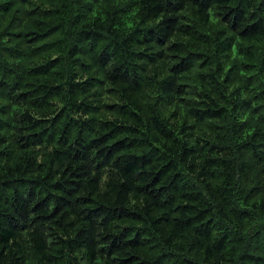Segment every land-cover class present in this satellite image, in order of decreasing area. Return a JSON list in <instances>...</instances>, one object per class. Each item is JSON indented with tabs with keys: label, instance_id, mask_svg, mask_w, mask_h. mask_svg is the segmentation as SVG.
<instances>
[{
	"label": "trees",
	"instance_id": "obj_1",
	"mask_svg": "<svg viewBox=\"0 0 264 264\" xmlns=\"http://www.w3.org/2000/svg\"><path fill=\"white\" fill-rule=\"evenodd\" d=\"M0 264H264V0H0Z\"/></svg>",
	"mask_w": 264,
	"mask_h": 264
}]
</instances>
